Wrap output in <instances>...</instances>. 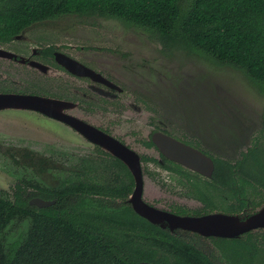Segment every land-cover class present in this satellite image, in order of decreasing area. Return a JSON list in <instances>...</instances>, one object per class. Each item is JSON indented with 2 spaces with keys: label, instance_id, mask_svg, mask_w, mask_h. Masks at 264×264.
Here are the masks:
<instances>
[{
  "label": "trees",
  "instance_id": "1",
  "mask_svg": "<svg viewBox=\"0 0 264 264\" xmlns=\"http://www.w3.org/2000/svg\"><path fill=\"white\" fill-rule=\"evenodd\" d=\"M65 16L115 19L142 28L163 48L241 71L264 91V0H0V43L34 23ZM213 159L216 170L208 184L224 187L225 200L239 201L235 208L229 204L230 210L264 204V145L254 143L235 160ZM79 180L70 176L51 187L20 175L13 192L0 190V264H221L130 205L115 207L114 200L91 196H122L133 180L101 186ZM34 197L54 203L31 205ZM14 220L28 225L7 241L5 230ZM215 242L244 246L240 238Z\"/></svg>",
  "mask_w": 264,
  "mask_h": 264
},
{
  "label": "flooded vegetation",
  "instance_id": "2",
  "mask_svg": "<svg viewBox=\"0 0 264 264\" xmlns=\"http://www.w3.org/2000/svg\"><path fill=\"white\" fill-rule=\"evenodd\" d=\"M55 20L34 23L8 41L0 43V49L4 50L0 52V94L39 99L30 104L8 103L10 107L3 105L5 107L0 108V153L5 158L0 167H23L26 171L21 176L32 179L29 175H33L34 170L39 174V170L44 171L48 166L58 182L70 176L99 186L109 182L131 183L133 180L131 191L124 192L122 196L113 198L97 192H93L91 196L100 197L107 203L114 200L111 203H115V207L130 205L135 211L131 200L136 188L135 175L123 159L113 155L96 141V137L101 135L114 146L120 145L139 156L143 182L142 199L155 209L194 218L219 213L245 218L257 211L258 207L252 204L240 210H230L229 204L233 202L235 208L239 201L225 200L224 187L218 189L209 185L208 181L213 180V175H202L171 159L167 155L170 153L161 146L165 144L166 137H170L213 159L214 156L206 150L207 131H200L197 124L191 126L192 118H182L174 115L171 109H161L160 100L155 101L157 97L146 92L147 89L140 88L129 92L128 72L113 65L121 66L128 58L120 59L92 47H82L79 48L80 51L74 52L61 39L42 31L41 28ZM60 54L91 70L81 68V74L72 72L63 63L64 59ZM132 93L136 95H132L133 100H129L128 96ZM10 110L13 111L12 116L17 115L18 111H24L34 114L35 117H12L6 114ZM41 118L49 121H42ZM53 121L56 123L53 124ZM64 126L71 131L70 135L77 133L86 142L94 145L97 163L101 164L100 174L97 173L96 163L91 162L92 159L60 150L63 145H70L64 136ZM18 128L26 132L21 133L25 136V146L21 148L9 146L17 138L1 137L5 131H17ZM19 141L22 143L20 139ZM213 161L215 171L216 162L214 159ZM33 167H38L39 170H33ZM14 174L13 172L12 175ZM30 192L32 193L31 187L28 188V193ZM135 213L138 214L136 211ZM163 223L165 227L156 225L194 244L196 242L189 237L186 239L181 231L193 235L195 239L209 238L211 243L218 238H227L205 236L182 228L170 230L168 223ZM255 230L264 231L263 228ZM198 246L201 247L199 244Z\"/></svg>",
  "mask_w": 264,
  "mask_h": 264
},
{
  "label": "rangeland",
  "instance_id": "3",
  "mask_svg": "<svg viewBox=\"0 0 264 264\" xmlns=\"http://www.w3.org/2000/svg\"><path fill=\"white\" fill-rule=\"evenodd\" d=\"M61 20L52 21L41 28L42 31L61 39L74 52L80 51L82 47H92L120 59L128 58L121 66L113 65L128 72L129 92L145 88L146 92L157 97L155 101L160 100L161 109H171L176 116L192 118L191 126L197 124L200 131H207L206 150L210 155L235 160L254 143L264 145V91L241 71L216 66L204 57L186 50H167L149 32L120 20L85 16H67ZM132 95L136 94H129V100H133ZM12 113L10 110L6 114L12 116ZM17 113L12 117H35L30 112ZM41 120L49 121L46 118ZM64 128V136L70 145H63L62 148L59 147L60 150L92 159L91 162L96 163L97 173L100 174L101 164L97 163L94 145L77 133L70 135L71 131L65 126ZM21 133L26 132L18 128L17 131H5L1 137L17 138L9 146L21 148L25 146V136ZM19 139L22 143H19ZM4 159L0 153V163ZM34 169L38 167H33ZM25 171L23 167H0V190L3 188L11 192V187ZM39 171L38 174L34 170L35 173L29 176L40 179L51 187L58 184V179L51 174L48 166L44 171ZM13 172L18 177L13 176ZM147 200L150 202L149 198ZM246 218L247 216L241 220ZM15 221L5 230L7 241L17 238L19 232L28 225L27 222L23 224ZM181 232L186 239L189 237L207 253H212L221 264H264L263 230H255L249 237L240 236L241 243L244 244L240 248L223 245L221 242L211 243L209 238L195 239L193 235Z\"/></svg>",
  "mask_w": 264,
  "mask_h": 264
},
{
  "label": "water",
  "instance_id": "4",
  "mask_svg": "<svg viewBox=\"0 0 264 264\" xmlns=\"http://www.w3.org/2000/svg\"><path fill=\"white\" fill-rule=\"evenodd\" d=\"M0 52H4V50L0 49ZM60 56L64 59L63 63L74 73L81 74V68L91 70L80 62L64 54H60ZM35 100L39 99L31 96L0 94V108L5 106L10 107L8 103L20 102L23 104L26 102V104H30ZM96 141L100 142L103 145V148H105L107 151H110L113 153V155L123 159L125 163L129 165L136 178V188L133 195L131 196L134 209L138 214L143 216L148 221L154 224H161L162 227H165L163 222L166 221L170 230L182 228L184 230H190L205 236L213 235L227 238H238L240 235L251 230L258 228L264 229V204L258 207L257 211L247 217L246 220H241L242 217L239 215L226 213L212 214L199 218L177 216L149 206L142 199L143 182L141 177L139 156L132 151L120 147V145L114 146L111 141L104 136L98 135L96 137ZM161 146L170 153L166 154L171 159L182 163L184 166L197 171L202 175L212 177L215 169L214 161L205 153L191 146L177 142L170 137H166L165 144H161ZM1 189L4 190L3 188ZM53 203L54 201H48L40 197H34L30 200L31 205H36L38 207H47ZM134 264L153 263L141 261Z\"/></svg>",
  "mask_w": 264,
  "mask_h": 264
}]
</instances>
